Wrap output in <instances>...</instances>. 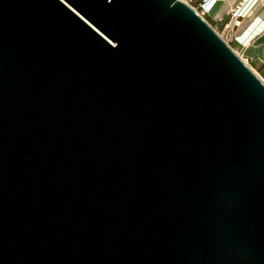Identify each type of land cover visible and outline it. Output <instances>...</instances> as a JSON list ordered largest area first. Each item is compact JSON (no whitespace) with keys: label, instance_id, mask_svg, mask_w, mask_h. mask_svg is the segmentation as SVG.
<instances>
[{"label":"water","instance_id":"1","mask_svg":"<svg viewBox=\"0 0 264 264\" xmlns=\"http://www.w3.org/2000/svg\"><path fill=\"white\" fill-rule=\"evenodd\" d=\"M0 264H264V80L185 0H0Z\"/></svg>","mask_w":264,"mask_h":264},{"label":"built area","instance_id":"2","mask_svg":"<svg viewBox=\"0 0 264 264\" xmlns=\"http://www.w3.org/2000/svg\"><path fill=\"white\" fill-rule=\"evenodd\" d=\"M185 1L195 7L207 20L219 2H230V6L217 21L212 23L208 20L224 39L228 38L227 41H238L242 45H246L264 35V0H238L237 2L232 0H197L196 3L193 0ZM256 8H260V11L252 16L251 13ZM245 20L249 21L246 28L243 27ZM239 31L241 32L239 33ZM247 32L250 34L244 39Z\"/></svg>","mask_w":264,"mask_h":264},{"label":"crops","instance_id":"3","mask_svg":"<svg viewBox=\"0 0 264 264\" xmlns=\"http://www.w3.org/2000/svg\"><path fill=\"white\" fill-rule=\"evenodd\" d=\"M232 1H234V0H232ZM227 3V2H225V1H221V2H219L218 4H220V3ZM234 2H237V1H234ZM227 5H228V7H229V2L227 3ZM215 9V8H214ZM214 9H213V11H214ZM213 11H212V13H213ZM259 11H260V8L259 9H255L252 13H251V15L253 16V15H256L257 13H259ZM211 13V14H212ZM215 17V16H214ZM249 23V21L247 20V22L245 23V25H243V27H247V24ZM245 27V28H246ZM242 30V29H241ZM241 31H239V33H240ZM246 37H244V39H245ZM236 42V44L238 43V44H240L241 46H239L240 47V49L243 51V53H244V55L247 57V58H249V59H251V60H253V61H260V62H263L264 63V35H262L261 37H258L257 39H255V40H253L252 42H249V43H247L246 45H242L241 43H239L238 41H235ZM246 58V59H247ZM248 60V59H247Z\"/></svg>","mask_w":264,"mask_h":264},{"label":"rangeland","instance_id":"4","mask_svg":"<svg viewBox=\"0 0 264 264\" xmlns=\"http://www.w3.org/2000/svg\"><path fill=\"white\" fill-rule=\"evenodd\" d=\"M196 1L197 0H193V2L194 3H196ZM234 1H238V0H234ZM228 8V5H227V3H220V4H218L216 7H215V9H214V11H213V13L212 14H210L209 16H208V20L209 21H211L212 23H214L215 21H217L218 20V18L220 17V15H222L225 11H226V9ZM215 16V17H214ZM247 22V20H245L244 21V24L243 25H245V23ZM226 38H227V36L226 35H224ZM227 40H228V38H227ZM235 49H237L241 54H242V56H243V58L245 59V58H247L245 55H244V53H243V51L240 49V47L236 44V42L235 41H232V40H229L228 41ZM248 59V63L256 70V72L263 78V80H264V63L263 62H260L259 60L258 61H253V60H251V59H249V58H247ZM246 60V59H245Z\"/></svg>","mask_w":264,"mask_h":264},{"label":"bare ground","instance_id":"5","mask_svg":"<svg viewBox=\"0 0 264 264\" xmlns=\"http://www.w3.org/2000/svg\"><path fill=\"white\" fill-rule=\"evenodd\" d=\"M229 6H230V2H229ZM249 34H250V32H247L245 37H247ZM221 35H222V34H221ZM237 45H238V46H241V45L238 44V43H237ZM234 49H235V48H234ZM235 51H236L237 53H239V54L242 56V54H241L237 49H235ZM242 57H243V56H242ZM245 59H246V58H245ZM245 59H244V60H245ZM245 61L247 62V59H246ZM247 63H248V62H247ZM248 64H249V63H248ZM249 65H250V64H249ZM250 66H251V65H250ZM251 67H252V66H251ZM252 68H253V67H252ZM253 69H254V68H253ZM254 70H255V69H254ZM255 71H256V70H255Z\"/></svg>","mask_w":264,"mask_h":264}]
</instances>
